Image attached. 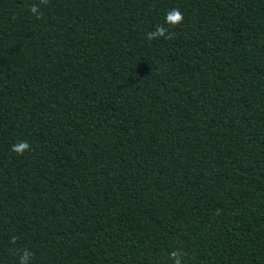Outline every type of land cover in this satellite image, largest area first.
I'll return each mask as SVG.
<instances>
[{"label":"trees","instance_id":"1","mask_svg":"<svg viewBox=\"0 0 264 264\" xmlns=\"http://www.w3.org/2000/svg\"><path fill=\"white\" fill-rule=\"evenodd\" d=\"M25 249L264 264V0H0V264Z\"/></svg>","mask_w":264,"mask_h":264},{"label":"clouds","instance_id":"2","mask_svg":"<svg viewBox=\"0 0 264 264\" xmlns=\"http://www.w3.org/2000/svg\"><path fill=\"white\" fill-rule=\"evenodd\" d=\"M47 0H41V3H46ZM30 11L37 15V18H39V7L37 5H32L30 7ZM184 16L183 13L178 9L174 8L170 11H168L165 15V24L171 26L172 28L176 27L177 25L181 24L183 22ZM174 33H170L168 28L164 25H158L155 29V31H150L146 33V39L148 40H155L159 39L160 37H163L164 39H172ZM16 155L23 156L25 151L31 150V145L27 141H20L12 146L11 149ZM12 242H15V238L13 237ZM32 253L25 249L22 254H20L19 264H28L29 259L31 257ZM172 258L174 259V264H181V261L179 259V253L173 252L171 254Z\"/></svg>","mask_w":264,"mask_h":264}]
</instances>
